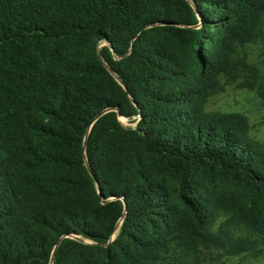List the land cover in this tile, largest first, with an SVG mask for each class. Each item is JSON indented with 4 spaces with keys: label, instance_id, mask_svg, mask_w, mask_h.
<instances>
[{
    "label": "trees",
    "instance_id": "obj_1",
    "mask_svg": "<svg viewBox=\"0 0 264 264\" xmlns=\"http://www.w3.org/2000/svg\"><path fill=\"white\" fill-rule=\"evenodd\" d=\"M263 16L264 0H0V264L264 244V147L202 107Z\"/></svg>",
    "mask_w": 264,
    "mask_h": 264
},
{
    "label": "rangeland",
    "instance_id": "obj_2",
    "mask_svg": "<svg viewBox=\"0 0 264 264\" xmlns=\"http://www.w3.org/2000/svg\"><path fill=\"white\" fill-rule=\"evenodd\" d=\"M104 45L103 41L97 44L98 56L99 49ZM230 51V67L206 89L203 110L209 114L242 117L247 125L248 136L264 147V40L236 44L231 46ZM111 75L118 81L113 73ZM138 118L134 116L118 120L125 128H134ZM120 227L116 233L114 229L110 241L117 236ZM201 264H264V244H259L251 254L233 257L217 258L212 252L211 255L203 256Z\"/></svg>",
    "mask_w": 264,
    "mask_h": 264
},
{
    "label": "water",
    "instance_id": "obj_3",
    "mask_svg": "<svg viewBox=\"0 0 264 264\" xmlns=\"http://www.w3.org/2000/svg\"><path fill=\"white\" fill-rule=\"evenodd\" d=\"M110 73H112V72L110 71ZM118 117L121 118L122 116L118 115ZM122 118H124V117H122ZM121 221H122V219L120 220V223H121ZM109 241H110V240H109ZM50 264H51V263H50Z\"/></svg>",
    "mask_w": 264,
    "mask_h": 264
},
{
    "label": "bare ground",
    "instance_id": "obj_4",
    "mask_svg": "<svg viewBox=\"0 0 264 264\" xmlns=\"http://www.w3.org/2000/svg\"><path fill=\"white\" fill-rule=\"evenodd\" d=\"M121 119H122V117H121Z\"/></svg>",
    "mask_w": 264,
    "mask_h": 264
}]
</instances>
